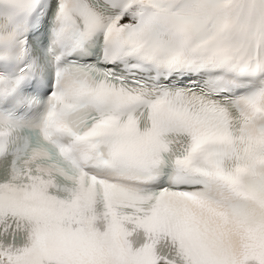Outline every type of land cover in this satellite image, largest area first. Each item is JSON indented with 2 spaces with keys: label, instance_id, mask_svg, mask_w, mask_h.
<instances>
[{
  "label": "snow or ice",
  "instance_id": "1",
  "mask_svg": "<svg viewBox=\"0 0 264 264\" xmlns=\"http://www.w3.org/2000/svg\"><path fill=\"white\" fill-rule=\"evenodd\" d=\"M0 264H264V0H0Z\"/></svg>",
  "mask_w": 264,
  "mask_h": 264
}]
</instances>
